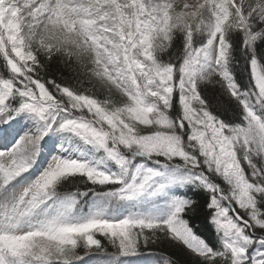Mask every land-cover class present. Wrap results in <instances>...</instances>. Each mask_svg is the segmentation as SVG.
<instances>
[{"label": "snow or ice", "instance_id": "6c2138e0", "mask_svg": "<svg viewBox=\"0 0 264 264\" xmlns=\"http://www.w3.org/2000/svg\"><path fill=\"white\" fill-rule=\"evenodd\" d=\"M158 235L264 264V0H0V264H174Z\"/></svg>", "mask_w": 264, "mask_h": 264}, {"label": "trees", "instance_id": "16d2710c", "mask_svg": "<svg viewBox=\"0 0 264 264\" xmlns=\"http://www.w3.org/2000/svg\"><path fill=\"white\" fill-rule=\"evenodd\" d=\"M167 57H165L166 59ZM59 68H63V64H53L52 70L57 72L59 75ZM67 75V73H65ZM237 75H241V69H238ZM203 94L207 99L208 103L215 108L217 105V101L221 100V94L219 90V86L216 84H207L202 88ZM70 191H74L75 188H68ZM198 201L201 200V204L203 202L202 194H198L194 196ZM207 210H201L199 207L194 211L189 213V222L196 229V231L204 236L206 239L212 238L215 233L211 232L210 225H208L206 220ZM154 246L155 251H163L167 256H169L174 264H191V258L186 253V251L180 247H176L170 244L162 235H158L156 239V243ZM109 250L112 249L109 247Z\"/></svg>", "mask_w": 264, "mask_h": 264}, {"label": "rangeland", "instance_id": "374dc122", "mask_svg": "<svg viewBox=\"0 0 264 264\" xmlns=\"http://www.w3.org/2000/svg\"><path fill=\"white\" fill-rule=\"evenodd\" d=\"M116 98H119L118 94L115 96Z\"/></svg>", "mask_w": 264, "mask_h": 264}]
</instances>
